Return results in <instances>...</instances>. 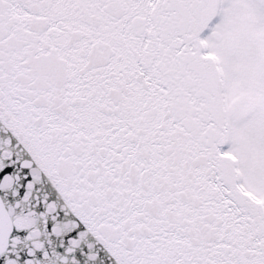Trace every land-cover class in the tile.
<instances>
[{
    "label": "snow or ice",
    "instance_id": "obj_1",
    "mask_svg": "<svg viewBox=\"0 0 264 264\" xmlns=\"http://www.w3.org/2000/svg\"><path fill=\"white\" fill-rule=\"evenodd\" d=\"M0 264H264V0H0Z\"/></svg>",
    "mask_w": 264,
    "mask_h": 264
}]
</instances>
